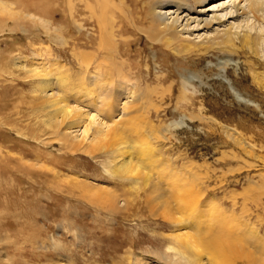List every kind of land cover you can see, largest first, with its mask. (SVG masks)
Instances as JSON below:
<instances>
[{
  "label": "rangeland",
  "instance_id": "1",
  "mask_svg": "<svg viewBox=\"0 0 264 264\" xmlns=\"http://www.w3.org/2000/svg\"><path fill=\"white\" fill-rule=\"evenodd\" d=\"M21 2L25 8L14 2L11 10H0L5 22L0 31H6L0 32V264H128V259L143 264L178 263L180 259L168 246L181 231L169 228L160 216L163 211L157 212L158 205L169 201V181L183 187L182 191L189 181L194 182L190 186L192 194L196 192L193 210L200 213L203 226L212 218L230 219L225 223L230 231L247 237L250 227L264 243V89L252 80L249 54L218 47L199 55H178L176 49L151 45L137 31L128 32L127 57L137 69L130 75L127 90L117 87L121 96L111 117L127 128L130 123L137 127L125 134V141L135 149L134 162L137 145L147 141L162 163L161 167L154 164L151 172L165 199L150 208L145 203L150 191L135 193L132 184L124 186L122 180L108 178V155L89 158L83 153H60L58 145L47 147L28 136L35 129V117L26 104L34 81L28 71L52 75L59 69L69 73L73 84L81 81L76 78L81 73L93 82L96 70L91 66L86 73L81 71L74 56L81 44L91 49V29L81 25L82 7H76L72 17L65 0ZM198 11L190 1L189 9L179 12L189 22L210 16ZM229 22L193 32L191 37L202 36L198 41L212 37ZM11 28L16 31L10 32ZM13 58L21 59L22 69L11 65ZM112 79L115 82L113 74ZM131 88L140 89L136 92L140 103L120 118L122 97ZM100 96L95 107L86 98L76 105L82 111L99 109ZM19 130L28 137L19 135ZM72 180L117 196L126 201L125 209L112 214L101 203L84 199ZM189 226L184 232H192ZM201 257L207 261L205 255Z\"/></svg>",
  "mask_w": 264,
  "mask_h": 264
},
{
  "label": "bare ground",
  "instance_id": "2",
  "mask_svg": "<svg viewBox=\"0 0 264 264\" xmlns=\"http://www.w3.org/2000/svg\"><path fill=\"white\" fill-rule=\"evenodd\" d=\"M0 1V10L3 7L7 10L6 8L15 4L14 2L19 3L21 7L23 5L21 0ZM190 1L199 8V14L205 16L206 13H210V16L201 19L195 17L192 22H189V19L185 20L186 16L181 17L179 11L183 7L189 9ZM209 1L212 0H65L70 16L75 15L76 7L80 6L84 10L85 18H81L84 21L81 25L83 29L86 27L91 29L92 34L91 37L89 36L91 49L87 50L81 44L75 50L74 56L81 71L84 70L86 73L93 66L96 74L93 76V82L84 78L86 75L77 74L76 78L79 77L81 81L77 83L75 79L76 83L72 84L69 73H60L59 69L53 73L54 76L47 72L28 71L34 81L30 82L29 100L26 104L35 117V129L28 136L47 147L52 144L58 145L60 153H83L89 158H94L97 154L108 155L105 170L108 178L122 180L120 183L123 185L132 184L135 193L138 189L150 191L145 203L150 208L157 207V201L162 200L164 195L158 193L160 187L154 182L156 179L154 180L151 168L156 163L159 164L157 167H161V161L156 160L155 152L150 147L151 143L143 141V137H140L144 144L137 145L138 159L134 162L132 151L135 149L125 141V134L133 133L134 129L137 131V127L130 123L127 128L126 125L123 126V121L119 119L113 121L111 117L112 113L118 110L117 101L121 96L117 87L123 85L122 87L126 89L131 83H129L130 75L134 74L132 71L137 69L132 67L128 60V48L131 44L127 42L129 37L127 34L130 29L142 34L153 46L160 45L170 51L176 49L178 55H199L218 47L234 54L240 52L249 54L252 58L249 66L252 80L258 88L264 89V0H218L213 3ZM21 10V8L17 9V11ZM225 22H229L228 25H223L225 28L222 30L216 29L212 37H204L205 39L201 41L198 40L202 36L196 35L193 39L191 37L193 32L209 30L215 25L221 27ZM4 23L0 19V25ZM9 31H16V28H11ZM19 58H13L11 65L22 69ZM112 74L116 77L115 82L113 79L111 81ZM138 91L140 89L131 88L126 94L124 93L120 118L127 117V109L139 102L140 98L138 99L136 95ZM98 95H102L99 97L102 103L99 101L101 104L99 109L94 108L98 109L97 111L93 108L92 111L90 109L82 111L76 105L80 98H86V101L92 100L91 107H95ZM69 98L73 102L69 101ZM100 115L104 118H100ZM105 118L109 120L105 121ZM20 132L21 130L17 133L27 136ZM72 181V186L80 191L81 197L101 203L108 207L110 213L119 214L125 209L126 201L119 200L117 196L103 191L104 189L99 190L76 180ZM192 183L194 182L189 181L188 185L192 187ZM167 186L169 201L164 200L160 207L158 205L157 212L163 211L160 216L169 228L172 226L177 231H181L170 238L171 243L168 246V250L176 260L180 259V263L173 261L169 264H264V243L259 241L260 238L253 229L246 228L247 237L235 234L225 224L230 219L224 221L212 218L203 226L200 213L193 210L197 204L192 200L196 197V192L193 195L192 188L186 185L182 191L183 187L172 181H169ZM188 225L191 226L192 232H184ZM202 254L207 257V261H203ZM127 263L143 264L140 260L131 259H128Z\"/></svg>",
  "mask_w": 264,
  "mask_h": 264
}]
</instances>
